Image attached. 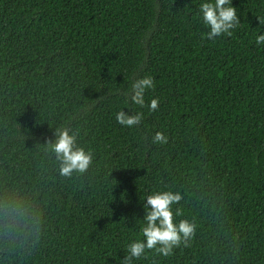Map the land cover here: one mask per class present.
I'll return each instance as SVG.
<instances>
[{
    "label": "trees",
    "instance_id": "obj_1",
    "mask_svg": "<svg viewBox=\"0 0 264 264\" xmlns=\"http://www.w3.org/2000/svg\"><path fill=\"white\" fill-rule=\"evenodd\" d=\"M202 2L0 0V196L38 215L24 239L0 236V264H121L166 190L194 235L132 264H264V0H231L240 26L215 40ZM145 76L153 112L129 99ZM120 109L144 118L122 127ZM58 128L92 153L85 173L59 174Z\"/></svg>",
    "mask_w": 264,
    "mask_h": 264
},
{
    "label": "clouds",
    "instance_id": "obj_2",
    "mask_svg": "<svg viewBox=\"0 0 264 264\" xmlns=\"http://www.w3.org/2000/svg\"><path fill=\"white\" fill-rule=\"evenodd\" d=\"M199 15L202 23L209 31L202 35L209 40L220 36L231 37L233 30L240 26L236 8L231 6V0H208L199 5ZM259 24H264V18L257 17ZM257 45H264V34L255 36ZM154 87L152 77L145 76L133 81L129 92L130 101L140 108H147L153 112L159 107V100L152 98L145 102V91ZM143 112L126 113L118 110L115 121L122 127L132 128L141 123ZM55 139L48 141V148L59 162V174L71 177L73 173L83 174L92 164L93 155L76 143V136L67 128H58L54 131ZM154 144L167 142L162 131H156L152 137ZM181 194L173 191H155L146 196L140 233L143 240L135 239L128 243L127 253L121 264H132L133 259H139L145 250H154L162 256H170L173 249L181 244L187 246L194 235L195 225L186 219L175 220L181 210L172 206L181 200ZM38 226V215L35 210L21 197L15 194L0 196V236L8 241L24 239L32 229Z\"/></svg>",
    "mask_w": 264,
    "mask_h": 264
}]
</instances>
